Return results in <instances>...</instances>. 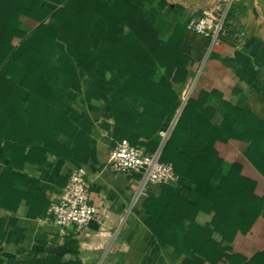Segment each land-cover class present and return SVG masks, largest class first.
<instances>
[{"label":"trees","instance_id":"1","mask_svg":"<svg viewBox=\"0 0 264 264\" xmlns=\"http://www.w3.org/2000/svg\"><path fill=\"white\" fill-rule=\"evenodd\" d=\"M194 17L166 0H0L2 183L16 178L14 169L51 170L61 161L75 165L72 173L86 166L98 121L81 114L89 104L105 105L113 123L101 127L111 148L127 141L156 152L182 104L191 64L184 43ZM231 140L246 145L244 160L264 180V120L217 91L188 100L163 146L161 160L179 180L162 184L142 206L152 244L174 247L175 258L264 264V250L251 258L234 252L237 235L251 233L264 214V192L242 161L220 156L217 144ZM16 193L12 186L0 201L11 207ZM203 213L212 214L210 231L196 222ZM0 264L13 260L0 256ZM20 264L77 263L53 254Z\"/></svg>","mask_w":264,"mask_h":264},{"label":"crops","instance_id":"2","mask_svg":"<svg viewBox=\"0 0 264 264\" xmlns=\"http://www.w3.org/2000/svg\"><path fill=\"white\" fill-rule=\"evenodd\" d=\"M166 1L181 5L193 16H200L213 3L212 0ZM263 3L264 0L236 1L235 10L227 18L231 32L221 45L212 46L206 38L188 32L184 50L191 64L185 88L190 98L198 99L202 92L217 91L226 102L239 108L249 106L264 120ZM86 110L84 116L94 121L98 118L91 133V160L84 168L91 203L99 209V214L81 234L63 236L54 224L44 221V215L63 192L75 165L58 161L51 170L14 169L16 178L10 177L2 183L8 161H0V194L4 193L6 198L12 186L17 191L11 207L0 201V256L11 258L13 264L53 254H61L63 262L77 264H211L199 263L186 255L175 258L174 247H166L159 241L152 244L153 232L147 225L149 216L142 206L146 198L134 202L140 182L138 174L115 173L107 164L111 143L101 124L113 121L104 118L105 105L89 104ZM221 121L217 112L214 122ZM245 146L231 140L217 144V149L230 162L242 161L245 173L259 182V194H263L264 180L242 156ZM150 192L157 196L161 187H150ZM207 219L211 222L212 214H199L196 222L206 226ZM233 247L234 252L247 258L264 250V214L251 233L237 235Z\"/></svg>","mask_w":264,"mask_h":264},{"label":"built area","instance_id":"3","mask_svg":"<svg viewBox=\"0 0 264 264\" xmlns=\"http://www.w3.org/2000/svg\"><path fill=\"white\" fill-rule=\"evenodd\" d=\"M238 0H215L200 16L192 18L188 30L209 40L212 46L223 43L228 30L226 22L228 14ZM190 99L189 92L184 88L181 93V107L178 114ZM175 127L174 121L160 132L162 146L154 153H147L127 141L119 142L111 148L107 164L112 171L119 174H139V186L135 191L134 202L151 195L150 187H160L169 181H178L174 166L161 160L164 144L170 138ZM99 209L91 203L90 186L86 180V170L80 167L74 170L63 192L53 201L44 215V221L54 224L63 236L71 233L81 234L96 219Z\"/></svg>","mask_w":264,"mask_h":264},{"label":"rangeland","instance_id":"4","mask_svg":"<svg viewBox=\"0 0 264 264\" xmlns=\"http://www.w3.org/2000/svg\"><path fill=\"white\" fill-rule=\"evenodd\" d=\"M215 0H212L211 2H214ZM264 4V3H263ZM87 111V110H86ZM81 114H83V116H84V114L86 115V112L84 113V112H81ZM85 118H88V116L86 117V116H84ZM208 220V219H207ZM207 225H208V227H209V231H210V229H211V227H210V221L208 220L207 221V223H206Z\"/></svg>","mask_w":264,"mask_h":264},{"label":"water","instance_id":"5","mask_svg":"<svg viewBox=\"0 0 264 264\" xmlns=\"http://www.w3.org/2000/svg\"><path fill=\"white\" fill-rule=\"evenodd\" d=\"M178 117H179V115H177L176 117H175V119H174V123L176 124V122H177V120H178Z\"/></svg>","mask_w":264,"mask_h":264}]
</instances>
